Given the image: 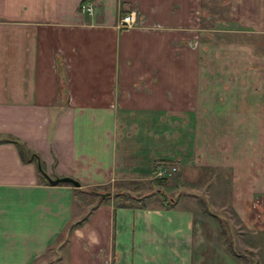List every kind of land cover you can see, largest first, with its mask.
<instances>
[{
  "label": "crops",
  "instance_id": "0c3cea01",
  "mask_svg": "<svg viewBox=\"0 0 264 264\" xmlns=\"http://www.w3.org/2000/svg\"><path fill=\"white\" fill-rule=\"evenodd\" d=\"M263 108L264 0H0V136L43 170L0 140V264H236L225 208L260 222L241 184L187 194L261 158ZM159 159L182 166L169 204L100 190Z\"/></svg>",
  "mask_w": 264,
  "mask_h": 264
},
{
  "label": "rangeland",
  "instance_id": "374dc122",
  "mask_svg": "<svg viewBox=\"0 0 264 264\" xmlns=\"http://www.w3.org/2000/svg\"><path fill=\"white\" fill-rule=\"evenodd\" d=\"M260 125L261 126H259V130L260 135H262L261 139L263 140L260 142L259 148L261 155L260 159L241 160L242 168L238 169L241 171L237 170L238 174L235 176H232L230 167H226L228 173L222 183L216 179L213 180V182H208L207 185H205V188H202V191H198L199 189L197 188H192L187 194L191 195L199 206H202L204 195L203 192L205 191V193L208 194V198L210 199H208V201H210V203H214V208L217 209V206L219 205L218 203L220 201L223 203V199H225V185L221 184L225 182V184L230 187V183L235 182V180L241 184L237 193H240L242 197L240 198L243 200V204L247 205L249 202L252 203V209H250V213L253 214L256 220H259L260 222L258 225L254 223L255 225H253V227H248V225H245V223L244 225L239 226L237 223L239 220L238 216L234 214L229 205L226 207L227 209L225 206H223L225 208V215L230 219V221L228 220L229 222L226 225L224 224L225 220H223V222L219 221L217 230L218 239L224 246H228L229 243H232L234 250L246 254L244 257L235 256L234 259L236 264H264V108L260 112ZM252 161L253 165H251ZM155 165L156 167L158 165H164L163 167L166 168H168L170 165H175V169L172 170L170 174L165 175L166 173H164L162 176H160L161 174L155 175L154 169L152 173L140 180L137 179L126 182V187H119L124 185L121 183L118 185V187H112L111 185H108L109 187H102L100 190L103 192L108 189L110 194L114 196L113 199L116 203L121 202L124 204L143 203L152 206L160 205L162 201L166 202L170 198H175L176 195L180 194V192L177 190L176 182L180 180L179 172L182 166L175 161H164L161 159H159V162L155 163L154 166ZM251 168L252 173H249ZM219 176L221 178L224 177L218 174V178H220ZM157 177L161 179L159 183L154 182V179ZM225 188H227V186ZM191 192H194L197 195L194 193L192 194ZM193 195L196 196L194 197ZM96 196H94V198H96ZM227 197L228 198L226 199H229L230 196L227 195ZM251 214H248L247 217ZM223 230L224 233L222 232ZM236 234H238V238H233V236H236Z\"/></svg>",
  "mask_w": 264,
  "mask_h": 264
},
{
  "label": "built area",
  "instance_id": "2783aa9c",
  "mask_svg": "<svg viewBox=\"0 0 264 264\" xmlns=\"http://www.w3.org/2000/svg\"><path fill=\"white\" fill-rule=\"evenodd\" d=\"M80 7L87 12H89V10L91 9V5L89 1L81 2ZM134 23H135V17L132 11L122 14L117 20V26L119 27H129ZM174 169H175V165H170L168 168L160 166L159 168L156 169L157 171L155 172V175L161 174L160 176H162L164 173H166L165 175H167L170 174V172Z\"/></svg>",
  "mask_w": 264,
  "mask_h": 264
},
{
  "label": "trees",
  "instance_id": "16d2710c",
  "mask_svg": "<svg viewBox=\"0 0 264 264\" xmlns=\"http://www.w3.org/2000/svg\"><path fill=\"white\" fill-rule=\"evenodd\" d=\"M3 140V139H5V140H12L16 145H17V148H18V150H19V152H20V154L23 156V157H27V158H34L35 159V162H36V165H37V170L39 171V172H42L43 170H42V167H41V165H40V163H39V161H38V157H37V155L34 153V152H27L24 148H23V145L17 140V139H15V138H12V137H6V136H3V137H1L0 136V140ZM158 162H159V160H157ZM157 161H155L154 163H158ZM157 165V164H156ZM161 179L159 178V177H157V178H155L154 179V182L155 183H159V181H160ZM165 204H169V202L168 201H166V203ZM223 233H224V230L222 231ZM227 248L229 249V251L231 252V254L235 257V256H238V257H244L246 254H244V253H240V252H238V251H236V250H234L233 249V246H232V243H229L228 244V246H227Z\"/></svg>",
  "mask_w": 264,
  "mask_h": 264
},
{
  "label": "water",
  "instance_id": "95a60500",
  "mask_svg": "<svg viewBox=\"0 0 264 264\" xmlns=\"http://www.w3.org/2000/svg\"><path fill=\"white\" fill-rule=\"evenodd\" d=\"M44 177L47 179V181L51 182V183H56V182H62V181H66V182H70L74 185H78V181L70 176H58V177H54V178H50L49 176L44 174ZM108 192L105 193H100V195H105Z\"/></svg>",
  "mask_w": 264,
  "mask_h": 264
}]
</instances>
